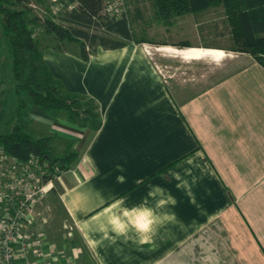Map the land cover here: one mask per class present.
<instances>
[{"label": "crops", "instance_id": "1", "mask_svg": "<svg viewBox=\"0 0 264 264\" xmlns=\"http://www.w3.org/2000/svg\"><path fill=\"white\" fill-rule=\"evenodd\" d=\"M140 45L98 47L88 60L42 49L64 91L100 116L95 131L50 124L63 142L76 135L56 201L81 264H264V68L220 47H166L161 70ZM176 59L204 71L183 75ZM12 108L0 97V134Z\"/></svg>", "mask_w": 264, "mask_h": 264}, {"label": "trees", "instance_id": "2", "mask_svg": "<svg viewBox=\"0 0 264 264\" xmlns=\"http://www.w3.org/2000/svg\"><path fill=\"white\" fill-rule=\"evenodd\" d=\"M33 0H0V26L11 57V71L18 89L25 91L34 106L45 113L63 112L69 121L83 123L90 118L89 110L81 105V96L67 94L54 78L42 59V49L33 35L37 17L29 14ZM65 10L60 25L50 19L40 23L58 42L76 41L80 44L79 58L88 60L98 47L114 50L127 43H146L133 35L126 16H101L102 0H63ZM160 18L191 13L198 16L210 7H221L230 27L232 51L250 55L264 68V0H150ZM94 29L95 31H92ZM101 31V32H100ZM63 51L62 46L53 47ZM65 95H64V94ZM95 110L97 107L90 101ZM27 105L19 101L9 133L0 134V146L6 153L20 159L37 158L49 162L60 172L66 171L70 157H53L49 154L48 139L34 140L25 133V120L20 112ZM98 122L92 127L95 131ZM45 181L47 178H44ZM61 207V205H60Z\"/></svg>", "mask_w": 264, "mask_h": 264}, {"label": "rangeland", "instance_id": "3", "mask_svg": "<svg viewBox=\"0 0 264 264\" xmlns=\"http://www.w3.org/2000/svg\"><path fill=\"white\" fill-rule=\"evenodd\" d=\"M65 3L63 0H33L29 5V14L32 17H37L38 21L33 24L34 38L39 42L40 47L45 46H62L66 50L76 51L80 53V44L76 41L62 40L61 42L54 39V37L45 31V28L40 24L45 19H50L57 24H64L59 19V16L64 13ZM100 15L112 16H126L130 22L133 35L137 39H143L146 43L140 46L143 50L147 51L149 55L159 64V68L164 70L163 58L173 52L165 50L166 47L187 48V47H220L229 52H233V40L230 33V27L221 7H210L205 12L198 14V16L191 13L183 14L176 17L160 18L156 14L150 0H102ZM92 31H95L92 29ZM101 32V31H100ZM243 54V53H241ZM171 69L174 71H181L184 74L203 72V66L188 65L178 60L169 62ZM64 94V93H63ZM65 95V94H64ZM0 97L11 105L13 115L8 120L6 128L8 133L12 129L14 121L15 108L17 103L21 100L27 103L25 108H21L20 112L23 114L25 120V133L34 140L48 139L49 154L53 157H70L67 170L75 164L78 153L74 138L68 142L61 140L62 136H57L50 128V124H54L61 133H68L66 126H62V121L66 119L63 112H49L45 113L38 107L37 118L31 117L30 108L34 106L28 98L25 91L18 89L11 71V57L8 51V46L2 35L0 26ZM81 105L86 106L90 113V118L85 122L79 123L78 121H69L75 123L78 128H89L98 122L96 116L97 112L91 102L87 99L81 100ZM32 105V106H30ZM36 119V120H35ZM47 120V121H45ZM76 126V127H77ZM71 133V130H68ZM21 166L26 170H30L36 177L38 175H49L52 173L49 162L41 163L37 158L33 159H20ZM48 165V166H47ZM55 166V165H54ZM43 169V172L41 171ZM66 170V171H67ZM48 171V173H47ZM60 174H53L50 178L44 181V195L32 204L31 212L34 217L35 229H39L43 235V244L45 250L51 256L50 261L53 264H81L79 251L83 249L82 242L79 236L75 233L70 221L60 208L56 201V194L58 191L57 181ZM15 176H19L18 171ZM245 178L244 175L236 176L237 180L233 185L242 183L241 179ZM13 178L6 179L5 194L11 197L14 202L25 199L23 191L13 186ZM234 180V181H235ZM246 180V179H245ZM22 185L28 183L26 177H20ZM228 190V189H227ZM239 198H244L241 202V208L246 212V189H234V193H239ZM229 194L233 197L230 190ZM29 201L26 202L29 205ZM239 213L240 210H239ZM51 247V248H50ZM82 264L84 262L82 261Z\"/></svg>", "mask_w": 264, "mask_h": 264}, {"label": "built area", "instance_id": "4", "mask_svg": "<svg viewBox=\"0 0 264 264\" xmlns=\"http://www.w3.org/2000/svg\"><path fill=\"white\" fill-rule=\"evenodd\" d=\"M21 164L17 157L6 153L0 146V264H53L49 252L47 253L48 249L45 250L43 244V233L32 226L34 217L31 207L44 195L42 179H51L53 174L59 175L60 170L53 166L50 167L52 173L49 175L42 174L36 177ZM17 171L19 176L16 177ZM41 171L43 172V169ZM22 176L28 179L26 185L21 184ZM10 178L14 179L13 186L23 191L25 195L23 201L16 203L5 194L6 179ZM27 201L30 202L29 205L26 204Z\"/></svg>", "mask_w": 264, "mask_h": 264}]
</instances>
